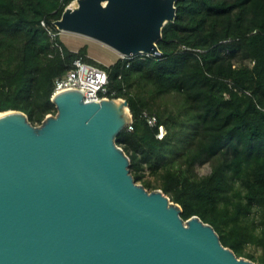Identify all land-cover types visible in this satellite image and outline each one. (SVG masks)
I'll return each mask as SVG.
<instances>
[{"label": "trees", "instance_id": "1", "mask_svg": "<svg viewBox=\"0 0 264 264\" xmlns=\"http://www.w3.org/2000/svg\"><path fill=\"white\" fill-rule=\"evenodd\" d=\"M72 1L0 0V113L23 111L40 125L57 113L55 80L75 60L103 68L109 96L126 99L133 116L117 143L134 179L162 189L185 220L211 224L237 256L264 264V0H177L161 56L111 65L90 57L86 45L73 51L52 40L41 25L55 28ZM145 112L157 117L155 127ZM202 162H211L210 174L196 172Z\"/></svg>", "mask_w": 264, "mask_h": 264}, {"label": "water", "instance_id": "2", "mask_svg": "<svg viewBox=\"0 0 264 264\" xmlns=\"http://www.w3.org/2000/svg\"><path fill=\"white\" fill-rule=\"evenodd\" d=\"M176 1L74 0L55 26L122 58L159 57ZM52 100L57 113L40 125L0 113V264H260L134 179L117 143L133 121L126 99L86 101L70 89Z\"/></svg>", "mask_w": 264, "mask_h": 264}, {"label": "built area", "instance_id": "3", "mask_svg": "<svg viewBox=\"0 0 264 264\" xmlns=\"http://www.w3.org/2000/svg\"><path fill=\"white\" fill-rule=\"evenodd\" d=\"M41 25L48 31L52 40H55L58 37L61 38L64 34L57 29L55 21L53 23L55 28L48 26L46 21H42ZM54 48L62 51V46L59 42L54 43ZM70 89L83 91L86 101H101L103 99L112 98L111 95L109 96V77L106 70L99 66L83 62L80 59L74 61L72 70L55 80L53 96ZM113 94L114 92H112V95ZM144 116L151 127L157 125V117L155 115L145 112ZM129 127L131 128L130 125ZM158 128L159 131L157 137L161 139L166 134V129L164 125H159Z\"/></svg>", "mask_w": 264, "mask_h": 264}, {"label": "rangeland", "instance_id": "4", "mask_svg": "<svg viewBox=\"0 0 264 264\" xmlns=\"http://www.w3.org/2000/svg\"><path fill=\"white\" fill-rule=\"evenodd\" d=\"M61 38H62L64 45L73 51H78L81 47L86 45L88 47V52H89L90 57L96 60L99 64L111 65L119 58H122L121 54L113 51L112 49L105 46L104 44L98 41H95L93 39H90L88 37L82 36V35L65 33L62 35ZM165 99H166L167 105L175 109L176 106L174 104V100H175L174 97L167 96ZM195 168H196V172L199 175L205 176V175L210 174L212 165H211V162H202V163L196 164ZM146 178L154 179V176L147 175ZM153 181L158 182V180H153ZM138 183L142 184L141 182H138Z\"/></svg>", "mask_w": 264, "mask_h": 264}, {"label": "bare ground", "instance_id": "5", "mask_svg": "<svg viewBox=\"0 0 264 264\" xmlns=\"http://www.w3.org/2000/svg\"><path fill=\"white\" fill-rule=\"evenodd\" d=\"M71 33V32H70ZM73 34V33H72ZM0 115H2V114H0Z\"/></svg>", "mask_w": 264, "mask_h": 264}]
</instances>
